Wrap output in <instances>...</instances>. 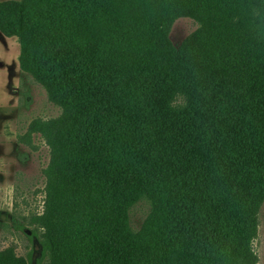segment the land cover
I'll use <instances>...</instances> for the list:
<instances>
[{"label":"trees","instance_id":"obj_1","mask_svg":"<svg viewBox=\"0 0 264 264\" xmlns=\"http://www.w3.org/2000/svg\"><path fill=\"white\" fill-rule=\"evenodd\" d=\"M26 9V26L6 32L62 108L23 137L40 132L51 153L39 264H71L83 244L95 264H256L245 255L264 201V0ZM182 17L199 26L177 45ZM140 201L150 211L135 229Z\"/></svg>","mask_w":264,"mask_h":264},{"label":"rangeland","instance_id":"obj_2","mask_svg":"<svg viewBox=\"0 0 264 264\" xmlns=\"http://www.w3.org/2000/svg\"><path fill=\"white\" fill-rule=\"evenodd\" d=\"M26 7L27 0H0V256L12 258L15 264L29 257L31 264H39L42 229L37 228L34 216L44 211L43 170L49 165L51 153L40 132L29 135L30 143L23 137H28L35 120L57 118L62 108L39 81L40 75L24 71L19 36L6 32L26 26ZM198 26L190 17L179 18L171 30L173 42L181 44ZM260 208L258 231L250 244L256 257L245 255L251 263L255 258L256 264H264V201ZM149 211L148 202L137 203L128 215L131 225L139 229ZM125 234L128 237L127 231ZM71 260V264H95L96 255L83 244L75 248ZM40 264H49L46 256Z\"/></svg>","mask_w":264,"mask_h":264}]
</instances>
